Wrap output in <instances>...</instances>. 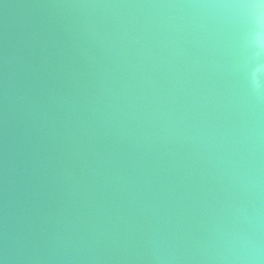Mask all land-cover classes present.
<instances>
[{
    "label": "water",
    "instance_id": "obj_1",
    "mask_svg": "<svg viewBox=\"0 0 264 264\" xmlns=\"http://www.w3.org/2000/svg\"><path fill=\"white\" fill-rule=\"evenodd\" d=\"M0 264H264V2L0 0Z\"/></svg>",
    "mask_w": 264,
    "mask_h": 264
},
{
    "label": "clouds",
    "instance_id": "obj_2",
    "mask_svg": "<svg viewBox=\"0 0 264 264\" xmlns=\"http://www.w3.org/2000/svg\"><path fill=\"white\" fill-rule=\"evenodd\" d=\"M262 2H264V0H262Z\"/></svg>",
    "mask_w": 264,
    "mask_h": 264
}]
</instances>
